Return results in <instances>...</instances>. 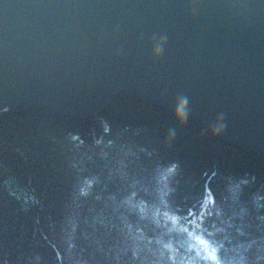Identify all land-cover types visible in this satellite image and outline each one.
Listing matches in <instances>:
<instances>
[{
  "label": "trees",
  "instance_id": "obj_1",
  "mask_svg": "<svg viewBox=\"0 0 264 264\" xmlns=\"http://www.w3.org/2000/svg\"><path fill=\"white\" fill-rule=\"evenodd\" d=\"M210 254L264 264V152L136 93L92 114L0 113V264H216Z\"/></svg>",
  "mask_w": 264,
  "mask_h": 264
},
{
  "label": "water",
  "instance_id": "obj_2",
  "mask_svg": "<svg viewBox=\"0 0 264 264\" xmlns=\"http://www.w3.org/2000/svg\"><path fill=\"white\" fill-rule=\"evenodd\" d=\"M114 93L215 130L223 114L219 134L264 152V0H0V113L92 114Z\"/></svg>",
  "mask_w": 264,
  "mask_h": 264
},
{
  "label": "clouds",
  "instance_id": "obj_3",
  "mask_svg": "<svg viewBox=\"0 0 264 264\" xmlns=\"http://www.w3.org/2000/svg\"><path fill=\"white\" fill-rule=\"evenodd\" d=\"M158 53H159V49H158ZM186 97H185V101H186ZM218 127L216 128V131L217 132H219L221 129H222V127H223V114H221V117H220V120H219V122H218ZM175 170V166H173V168H171V169H169V171H174ZM87 193L83 190V189H81V195H86ZM216 264H219V261H217L216 260Z\"/></svg>",
  "mask_w": 264,
  "mask_h": 264
},
{
  "label": "snow or ice",
  "instance_id": "obj_4",
  "mask_svg": "<svg viewBox=\"0 0 264 264\" xmlns=\"http://www.w3.org/2000/svg\"><path fill=\"white\" fill-rule=\"evenodd\" d=\"M183 109H182V107H181V111H182ZM205 259H211L212 261H216L217 260V258H216V256L214 255V254H210V256L209 257H205Z\"/></svg>",
  "mask_w": 264,
  "mask_h": 264
}]
</instances>
